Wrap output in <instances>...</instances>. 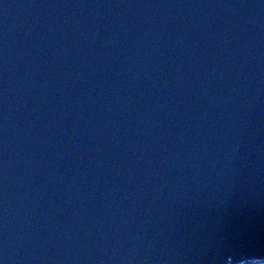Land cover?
<instances>
[{"label":"water","instance_id":"water-1","mask_svg":"<svg viewBox=\"0 0 264 264\" xmlns=\"http://www.w3.org/2000/svg\"><path fill=\"white\" fill-rule=\"evenodd\" d=\"M264 262V0H0V264Z\"/></svg>","mask_w":264,"mask_h":264},{"label":"rangeland","instance_id":"rangeland-1","mask_svg":"<svg viewBox=\"0 0 264 264\" xmlns=\"http://www.w3.org/2000/svg\"><path fill=\"white\" fill-rule=\"evenodd\" d=\"M246 264H250V263H246ZM253 264H264V262H258V263H253Z\"/></svg>","mask_w":264,"mask_h":264}]
</instances>
